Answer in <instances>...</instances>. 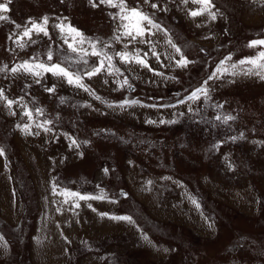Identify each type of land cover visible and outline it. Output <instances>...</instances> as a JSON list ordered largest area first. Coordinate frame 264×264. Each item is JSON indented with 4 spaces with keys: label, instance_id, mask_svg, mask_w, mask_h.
Instances as JSON below:
<instances>
[{
    "label": "rangeland",
    "instance_id": "obj_1",
    "mask_svg": "<svg viewBox=\"0 0 264 264\" xmlns=\"http://www.w3.org/2000/svg\"><path fill=\"white\" fill-rule=\"evenodd\" d=\"M137 2L127 0L130 7ZM153 2L168 10L152 9L142 0L140 7L155 14L156 22L193 63L176 67L168 56H179L165 42L164 33L153 29L156 35L149 39L159 61L152 56L151 45L135 47L149 53V63L163 76L135 64H120L117 58L114 62L123 73L117 79L127 77L132 88L108 92L98 86L99 80L97 86L89 85L101 97L97 100L50 73L36 83L35 77L12 73L11 68L33 57L47 62L51 45L53 62L73 72L88 70L83 63L64 60L76 57L53 22L66 17L68 24L87 32L85 36L111 43L107 51L113 54L127 43L113 40L118 21L109 13L118 9L93 8L88 0H11L4 13L9 20H0V68L7 65L0 72V88L17 103L9 109L0 100V148L5 150L0 159L8 163L15 179L5 182L11 193L8 204L0 191V235L9 246L0 264H264V80L244 75L249 65H238L236 75L230 69L232 63L260 50L248 43L264 39V0H214L215 21L187 15L188 9L199 7L191 2ZM45 15L50 18L51 39L33 35L34 43L18 47L13 34L22 29L15 25ZM197 23L202 26L197 28ZM87 59L88 65L96 61ZM221 61L230 71L208 81L210 98L187 101ZM53 85L55 93L45 91ZM182 99L186 103H179ZM124 100L139 103L115 106ZM36 109H43V114ZM26 110L32 112V120L24 115ZM228 115L235 119L222 123ZM46 120L52 121L44 125L50 132L36 127ZM25 123L40 134H24L17 125ZM241 133L242 139L232 140ZM69 137L81 142L79 149L70 146ZM45 176L50 180L41 179ZM54 185L61 187L58 192ZM63 188L92 195L103 188L108 199L79 201L75 208L63 203L58 194ZM123 191L127 195H121ZM185 202L192 210L183 206ZM100 213L131 216L134 223ZM201 217L205 221L199 224ZM59 221L60 233L55 231Z\"/></svg>",
    "mask_w": 264,
    "mask_h": 264
},
{
    "label": "snow or ice",
    "instance_id": "obj_2",
    "mask_svg": "<svg viewBox=\"0 0 264 264\" xmlns=\"http://www.w3.org/2000/svg\"><path fill=\"white\" fill-rule=\"evenodd\" d=\"M191 2L192 4L198 5L199 7L196 9H188L187 15H189L192 18L200 17V16H207L210 20L215 21L218 16L217 11H213V9L216 7L214 0H181V3L184 5L189 4ZM11 3V0H2L0 2V20H9V17L7 15H4V13H7L9 9V4ZM88 3L93 7L97 8L99 5H106L110 8H116L118 11L116 13H109V15L112 17L113 20L118 21L117 28L115 30V33L113 35V40L116 43H121L122 41L126 40L127 43H124L123 49L120 51H115L113 54H110L107 49L112 47L111 43L103 42L100 39H94L91 37H87L84 35L83 32H81L78 28L72 26L71 24H66L65 20L66 17L63 19H60L59 17V23H56L53 25L55 29L58 30L60 33V38L63 40L64 44L67 45L68 50L75 54V60H72L71 57H65L64 60L71 61L73 63H83L85 65H88L89 60L88 57H95L96 61L92 64L88 70L84 72H73L70 70V67L64 66L63 63L60 62H53L54 59V51L51 48V45L49 46V49L46 52L47 62L40 61L37 58L33 57L29 60H24L22 63L16 65L15 67L11 68L12 73H18L23 72L24 74L31 75L35 77L36 83H41L43 78L45 77V74H51L52 76H55L59 79H62L66 81L69 85H72L76 88H79L85 92H87L89 95L94 96L95 99L101 100V97L96 95L95 91L86 83H84L85 77L87 79H92L93 77L99 76L101 74H107L108 76H122L123 73L121 72L120 68L116 66V63L114 60L118 58L119 63L123 65H131L135 64L142 68H145L151 72H154L156 75L163 76V73L156 72L153 66L149 63L147 57L149 53L147 51H143L140 48H136V44H145V45H151V54L156 58L157 61H159L160 57L159 54L155 51V45L149 39V37H152L156 35V32L153 31L155 29L156 31L164 33L166 37V43L167 45L172 48L176 55L179 56V59H176L175 55H169L168 59H171L175 62V66L179 68H187L189 64L193 63V61L189 60L186 55L182 52L181 48L178 47L171 37L168 36V32L166 28H161V25L156 22L155 14H149L145 12L141 7L140 3L141 0H138L137 6L130 7L127 3V0H99V3H97V0H88ZM142 3L144 5H148L152 9H157L160 11H167L168 9L166 7H162L159 3L153 2V0H142ZM49 17L47 15L40 18L39 21L29 18L28 22L25 25L16 24L15 27L17 29H22L19 33H14L13 35L16 36V40L14 43L18 45L21 49H23L26 46V43L31 41L35 42L33 40V35H40L43 34L45 37H49L51 39L48 25H49ZM12 23H15L12 21ZM202 25L200 23L196 24V27L199 28ZM11 39V37H9ZM207 38V37H206ZM87 45V47H85ZM132 45V49L130 50L129 46ZM249 48H257L259 47V51L256 52L255 55L245 57L244 59H241L238 61V63H232L230 65L231 69V75H236L235 69L238 67V65H249L244 70V75L249 76H257L261 80H264V39H255L251 40L248 43ZM203 51V49H202ZM227 61L231 60V56L226 58ZM226 61H221L220 64L216 66V69L214 72H212L208 79L203 82V84L191 92L190 95L187 96V101H197L201 99V96L205 100L209 99V88L207 87L208 81L213 79H219L221 78L225 73H228L230 71L229 67H225ZM7 65H5L3 68H0V72L6 71ZM169 79H175V77H170ZM105 83L108 81L105 80ZM119 84V87L124 88L127 87L129 89L132 88V85L129 83L127 77H125L122 81H117ZM30 87V85H29ZM45 91L49 93H55L56 88L55 86L46 87ZM0 100H3L6 102V106L11 109L17 101L13 99H9L4 92V89L0 88ZM61 102H64V98H61ZM138 100H124L120 104L115 105L120 108H124L126 106H130L133 104H138ZM179 103H186L184 99L180 100ZM114 105L108 104V107H113ZM156 105H150V107H155ZM174 106V105H169ZM218 107H223V105H218ZM191 111V109H189ZM37 114H43V109H36ZM15 115V113H12ZM24 115L29 118V120H32V112L30 110H26L24 112ZM183 115V113H181ZM217 120H221V116H216ZM235 117L228 115L225 116L222 120V123L227 124L230 120H234ZM176 120H160L159 123H176ZM52 121L46 120L44 121V124H37V128H43L45 132H50L51 129L48 127H45L44 125L51 124ZM148 123H156V121L149 120ZM20 130L26 134V135H39V132L33 133L31 130V125L25 123L23 126L17 125ZM67 135V134H65ZM243 133H241L240 137H232V140L235 141L236 139H242ZM71 140V147H74L76 149H79L81 146V142H78L75 138L69 137ZM83 144L90 143L89 141H83ZM213 147H219V145H214ZM81 157H83V152L78 153ZM5 155V150L3 148H0V156ZM104 173L107 174L109 169L105 168L103 169ZM166 179H170L166 178ZM151 183V181H149ZM57 185H54L53 191H56ZM99 187V185H97ZM61 195L63 199L64 204H71L75 208L80 207L79 201H89V200H105L108 199L107 194L104 192L103 188H100V192L97 195L92 194H82L78 191H73L68 188H63L58 193ZM121 195H127L126 193H121ZM111 203H115L116 201H110ZM192 203L199 208V203L192 199ZM91 207V205H89ZM100 215L108 216L109 219L116 220V221H126L128 223H134L131 216H119V215H111L109 216L108 213H100ZM145 239L147 237L145 236ZM0 240H3V237H0ZM164 251H168V249H164Z\"/></svg>",
    "mask_w": 264,
    "mask_h": 264
},
{
    "label": "crops",
    "instance_id": "obj_3",
    "mask_svg": "<svg viewBox=\"0 0 264 264\" xmlns=\"http://www.w3.org/2000/svg\"><path fill=\"white\" fill-rule=\"evenodd\" d=\"M60 21H58V22H56V23H59ZM55 22H53V25L54 24H56ZM65 23L66 24H68L66 21H65ZM54 28V27H53ZM55 29V28H54ZM81 28H79V30H80ZM57 30V29H56ZM81 32H83L84 34H86L87 32H85V31H83V29L82 30H80ZM57 33H59L58 32V30H57ZM60 37V36H59ZM85 47H87V45H85ZM92 65H87V68L86 69H88V68H90ZM120 69H121V66L119 67ZM54 77V76H53ZM87 78L85 77V79H84V83H86V84H88V85H92L93 87H95V86H97V84L99 83L98 81L100 80V83L102 82V84L100 85V84H98V86L99 87H101L102 89H104L105 91H106V89H107V91L108 92H110V91H117V92H119L121 89H123V88H121V87H119V84L117 83V80L118 81H120L119 79H117V76H116V80H115V77L114 76H108L107 74H101V75H99V76H96V77H93L92 79H87ZM53 80H54V78H53ZM105 80H107L108 82L107 83H105L104 81ZM93 81V82H92ZM95 81V82H94ZM116 81V82H115ZM90 82V83H89ZM97 83V84H96ZM61 87V86H60ZM63 88H65V89H68V86H67V84H65V83H63V86H62ZM73 88H75V89H77L78 91H82V92H85V91H83V90H81V89H79V88H76V87H74L73 86ZM98 89V88H97ZM124 96H127V93H125V95ZM59 163L61 164V163H68V162H60L59 161ZM41 171V170H40ZM43 172V171H42ZM8 174H9V177H8ZM42 175V174H41ZM10 178L12 179H15V176H14V174H12V169H11V167L8 165V163H6V161H2L1 159H0V191L4 194L3 196H1V198H2V200L4 201V202H6L7 203V201H8V199H9V197L11 196V193L9 192V194H7V190H6V184H5V182H6V180L7 179H9L10 180ZM41 179H43L44 181H46V180H50V179H48V177L47 176H45V177H41ZM47 182V181H46ZM13 185H14V183H13ZM208 185H209V187H211L210 186V184L208 183ZM52 186V185H51ZM46 187V186H45ZM48 187H46V189H47ZM59 188H61V187H56V190H57V192H58V190H59ZM56 192V193H57ZM1 195V194H0ZM13 196L15 197V191L13 192ZM228 196V195H227ZM54 197V196H53ZM57 201V200H56ZM8 204V203H7ZM9 204H11L10 202H9ZM10 206V205H9ZM183 206L184 207H188V206H190V204H187V202H185L184 204H183ZM50 207H52V206H50ZM188 209H189V207H188ZM162 210V209H161ZM189 210H192V209H189ZM194 212H193V215H196L195 214V211L196 210H193ZM8 212V211H7ZM156 212V211H155ZM157 213V212H156ZM178 213H181V211H179ZM159 214H161V215H163V211H159ZM179 216V215H178ZM198 217V216H197ZM187 218H188V216H187ZM189 218H191L192 219V217H189ZM203 218L204 217H201V219L199 220L198 219V222H199V224L200 223H202V222H204L205 220H203ZM174 219H175V217H174ZM191 222H190V225L192 226V227H195V223H196V221H194V219H192V220H190ZM194 222V223H193ZM61 225L63 224V223H61V221L59 222ZM58 226V223H57V225H56V227ZM62 227V226H61ZM53 232V231H52ZM0 237H2L1 235H0ZM8 245H7V241H6V239H4L3 238V240H0V262L5 258V256H6V253H7V250H8ZM65 258V257H64ZM66 259V258H65Z\"/></svg>",
    "mask_w": 264,
    "mask_h": 264
},
{
    "label": "bare ground",
    "instance_id": "obj_4",
    "mask_svg": "<svg viewBox=\"0 0 264 264\" xmlns=\"http://www.w3.org/2000/svg\"><path fill=\"white\" fill-rule=\"evenodd\" d=\"M71 154H72V153H71ZM71 154H70V156H72ZM72 158H73V157H72ZM72 158H71V159H72ZM65 159H66V157H65ZM58 206H59V205H58ZM61 215H62V214H61ZM65 218H66V217H65ZM59 222H60V221H59ZM59 222H58V226H57L58 229H57V227H55V231L60 233V232H63V230H62L63 228H62L61 226H59V224H60ZM93 229H95V228H93ZM92 231H93V230H92ZM97 231H99V230H97ZM71 232H72V231H71ZM71 232H70V233H71ZM88 232H89V231H88ZM95 232H96V231H95ZM52 233H53V232H51V234H52ZM59 233H58V234H59ZM90 233H91V232H90ZM97 233H98V232H97ZM68 234H69V233H68ZM75 234H76V233H75ZM78 234H79V233H78ZM71 235H72V234H71ZM55 236H57V235H55ZM58 236H59V235H58ZM74 236H75V235H74ZM52 237H53V234H52ZM60 238H61V237H60ZM71 239H72V238H71ZM59 240H60V239H59ZM51 245L59 246L58 243H56V244H52V242H51ZM56 250H57V249L55 248V249H54V252H55ZM50 252H51V251H50Z\"/></svg>",
    "mask_w": 264,
    "mask_h": 264
},
{
    "label": "water",
    "instance_id": "obj_5",
    "mask_svg": "<svg viewBox=\"0 0 264 264\" xmlns=\"http://www.w3.org/2000/svg\"><path fill=\"white\" fill-rule=\"evenodd\" d=\"M123 193H126L127 194V192H125V191H123Z\"/></svg>",
    "mask_w": 264,
    "mask_h": 264
}]
</instances>
